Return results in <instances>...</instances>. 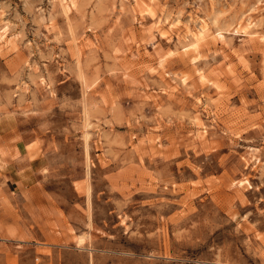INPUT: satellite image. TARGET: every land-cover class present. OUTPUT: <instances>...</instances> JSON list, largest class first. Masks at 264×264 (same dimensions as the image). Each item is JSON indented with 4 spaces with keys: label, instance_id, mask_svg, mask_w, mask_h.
<instances>
[{
    "label": "rangeland",
    "instance_id": "1",
    "mask_svg": "<svg viewBox=\"0 0 264 264\" xmlns=\"http://www.w3.org/2000/svg\"><path fill=\"white\" fill-rule=\"evenodd\" d=\"M263 36L264 0H0V144L39 158L0 264H264Z\"/></svg>",
    "mask_w": 264,
    "mask_h": 264
},
{
    "label": "crops",
    "instance_id": "2",
    "mask_svg": "<svg viewBox=\"0 0 264 264\" xmlns=\"http://www.w3.org/2000/svg\"><path fill=\"white\" fill-rule=\"evenodd\" d=\"M12 129V128H8ZM2 132V130L0 131ZM18 147V145H16ZM24 156V158H22ZM26 152H19L18 155L7 153L5 144H0V172L6 177L7 181L14 183L18 188H32L37 182L39 175V158H25ZM24 159V160H19ZM25 161V162H24Z\"/></svg>",
    "mask_w": 264,
    "mask_h": 264
},
{
    "label": "bare ground",
    "instance_id": "3",
    "mask_svg": "<svg viewBox=\"0 0 264 264\" xmlns=\"http://www.w3.org/2000/svg\"><path fill=\"white\" fill-rule=\"evenodd\" d=\"M60 2H61V0H59ZM70 1V0H69ZM70 3V2H69ZM68 5V4H67ZM70 7V6H69ZM251 8V7H250ZM64 9V8H63ZM242 15H243V13H242ZM241 16V15H240ZM244 16V15H243ZM242 16V17H243ZM241 19V18H240ZM190 20V19H189ZM160 23V22H159ZM243 23V26L244 27H246L247 29H249V27H251V26H254V25H252L253 24V17H252V15H248V17L246 18V19H241V20H237L236 21V25H238L239 26V24H242ZM232 24V23H231ZM234 25V24H233ZM232 25V26H233ZM256 25V24H255ZM190 25H188V30H189V35H191L194 39H195V41L197 42V43H199V45H202L203 43H202V41L204 40V37L207 35V31H206V29H204V28H202L201 26H200V28H199V30H196L194 27L192 28L191 26L189 27ZM235 26V25H234ZM233 29V28H232ZM235 30V29H234ZM253 33H254V31H250L249 32V36H252L253 35ZM209 34H211V33H209ZM216 34V33H215ZM261 37V36H260ZM264 37V36H263ZM263 40V39H262ZM184 43V42H183Z\"/></svg>",
    "mask_w": 264,
    "mask_h": 264
}]
</instances>
